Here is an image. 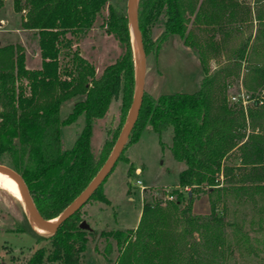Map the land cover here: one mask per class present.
<instances>
[{"label": "trees", "instance_id": "obj_1", "mask_svg": "<svg viewBox=\"0 0 264 264\" xmlns=\"http://www.w3.org/2000/svg\"><path fill=\"white\" fill-rule=\"evenodd\" d=\"M242 3L137 1L144 53L152 46L156 52L174 35L194 49L202 77L193 92L154 98L142 93L117 162L129 163L124 152L142 130L160 133L170 128L171 152L184 168L170 190L141 189L135 228L100 231L116 245L111 264H224L233 244L250 245L249 231L262 232L264 241V0H253L255 26L250 34L224 51L222 63L209 71L210 58L218 57L224 41L240 30L239 20L250 12ZM11 9L21 15L20 27L37 37L40 65L29 69L21 46L0 45V164L20 175L36 211L54 219L87 187L118 137V132L105 137L94 154V120L105 117L113 100H119L123 119L132 102L135 61L127 14L121 0H11ZM97 23L120 47L100 73L78 46H72L73 37H85ZM154 26L160 30L151 40ZM238 89L244 92V103ZM71 98L70 111L60 118V104ZM79 118L82 123L71 147L62 149L60 127ZM131 169L129 164L127 173ZM106 177L85 203H109L101 189ZM200 195L207 196V215L191 209ZM80 208L54 233L33 230L22 210L9 230L27 232L44 244L21 261L12 259L14 264H80L88 237L96 233L79 228ZM246 209L251 211L248 222L243 217Z\"/></svg>", "mask_w": 264, "mask_h": 264}, {"label": "rangeland", "instance_id": "obj_2", "mask_svg": "<svg viewBox=\"0 0 264 264\" xmlns=\"http://www.w3.org/2000/svg\"><path fill=\"white\" fill-rule=\"evenodd\" d=\"M242 2L245 8L250 9V12L245 18L239 20L240 30L235 32L232 38L224 41L218 57L212 58L209 62V71L218 68L223 61L224 51L234 49L240 38L247 37L255 26L253 0H242ZM121 4L125 10L126 0H121ZM102 13L106 14L105 9L102 10ZM20 18V14H15L12 11L11 0H3V4L0 6V45L21 46L25 56L24 64L29 69H36L40 65L38 64L37 37L32 31L21 30ZM158 27H152L151 40L158 34L160 30ZM195 34L197 37L200 35L198 31ZM74 45L78 46L82 57L93 62L96 73H100L103 66L113 61L120 53L119 45L104 32V29L100 28L99 23L85 37L79 39L73 37V48ZM145 61L142 93L153 98L174 92H193L197 89L198 82L202 77L199 60L194 49L183 45L174 35L169 36L156 52L152 46L151 50L145 53ZM238 92L240 96H244L241 89H238ZM234 93L232 91L233 95L236 94ZM72 103L73 98L60 104L58 110L60 118H64L68 114ZM118 107L119 100L111 101L105 117L94 120L90 138L94 154H97L105 137L111 139L116 132L119 136L129 111L127 110V114L122 119L119 117ZM81 123L82 118H79L75 124L60 127L62 149L71 147L75 134L80 130ZM171 135L170 128L160 133L142 130L137 141L129 145L124 152L129 163L119 160L101 186L102 193L108 198L109 203L106 205L96 200H90L80 208L81 220L90 229L96 230V233L88 237L85 243V250L79 259L80 264H111L114 261L117 253L114 241L110 238L106 240L99 233L110 229L135 228L140 216L142 188L163 186L170 190L177 185V173L184 168V163L173 157ZM129 164L132 165V169L127 173ZM138 181L141 182L140 186L137 184ZM191 209L196 214L207 215L210 210L207 196L200 195L196 198ZM22 210L24 212L23 203L10 191L0 186V264H14L12 259L21 261L35 248L44 244V241L36 243L27 232L9 230L14 218L21 219ZM243 217L244 222H248L251 218V211L246 209ZM261 233L249 231L250 245L236 246L233 244L224 264H264V241L261 240ZM228 237L230 239L232 237L230 232H228ZM108 243L111 246V252L107 254Z\"/></svg>", "mask_w": 264, "mask_h": 264}, {"label": "water", "instance_id": "obj_3", "mask_svg": "<svg viewBox=\"0 0 264 264\" xmlns=\"http://www.w3.org/2000/svg\"><path fill=\"white\" fill-rule=\"evenodd\" d=\"M137 1L138 0H126L125 12L127 14L129 37H133V41L130 39V44L133 46V58L135 61V85L133 90V99L128 109L127 117L122 125L121 132L113 144V148L106 157L105 163L100 167L96 174L92 177L87 187L81 191L78 196L63 210L60 211L57 217L54 219L43 218L35 209L32 198L28 193L24 181L20 175L9 166L0 164V171L8 174L13 180L16 181L21 197H23L24 212L27 214L28 219L35 222L41 229L45 230V233H54L58 225L71 216L75 210L80 208L89 198L90 194L103 182L106 175L113 168L117 162V158L122 152L128 135L131 131L137 116L138 109L142 99L143 85H144V72H145V53L141 42L140 29L137 25ZM136 52V55H135ZM53 220V221H52ZM30 225V222H29ZM79 228L90 230L88 225L81 220L78 224ZM31 227V225H30Z\"/></svg>", "mask_w": 264, "mask_h": 264}, {"label": "bare ground", "instance_id": "obj_4", "mask_svg": "<svg viewBox=\"0 0 264 264\" xmlns=\"http://www.w3.org/2000/svg\"><path fill=\"white\" fill-rule=\"evenodd\" d=\"M133 41V37H131ZM136 55V52H135ZM135 63V62H134ZM0 186L7 191H10L19 201L23 203V197H21L20 189L16 183L15 180H13L8 174L0 171ZM24 207V203H23ZM53 221V220H52ZM31 228L35 230L36 232L41 231L45 232L44 229H41L35 222H33L31 219H29ZM40 233V232H39Z\"/></svg>", "mask_w": 264, "mask_h": 264}, {"label": "built area", "instance_id": "obj_5", "mask_svg": "<svg viewBox=\"0 0 264 264\" xmlns=\"http://www.w3.org/2000/svg\"><path fill=\"white\" fill-rule=\"evenodd\" d=\"M241 97H242V99H243V103H244V102H245V101H244V100H245V97H244V96H241ZM231 100H235V97H231ZM137 184L140 186V185H141V182L138 181ZM141 187H142V186H141ZM141 187H140V188H141ZM171 198H172V197H170V196L168 197V199H171Z\"/></svg>", "mask_w": 264, "mask_h": 264}, {"label": "crops", "instance_id": "obj_6", "mask_svg": "<svg viewBox=\"0 0 264 264\" xmlns=\"http://www.w3.org/2000/svg\"><path fill=\"white\" fill-rule=\"evenodd\" d=\"M15 14H16V13H15ZM18 15H19V14H18ZM20 19H21V18H20ZM21 30H24V29L21 28ZM26 31H27V30H26ZM37 54H39L38 51H37ZM38 59H39V60H38V64H39V62H40V57H39ZM211 60H212V58H210V61H211ZM210 61H209V62H210ZM26 67H27V66H26ZM27 68H28V67H27ZM36 69H37V68H36ZM126 157H127V155H126ZM127 158H128V157H127Z\"/></svg>", "mask_w": 264, "mask_h": 264}]
</instances>
